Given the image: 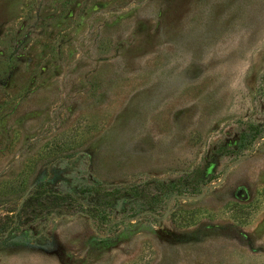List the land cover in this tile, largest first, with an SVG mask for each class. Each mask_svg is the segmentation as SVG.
<instances>
[{
  "label": "rangeland",
  "instance_id": "obj_1",
  "mask_svg": "<svg viewBox=\"0 0 264 264\" xmlns=\"http://www.w3.org/2000/svg\"><path fill=\"white\" fill-rule=\"evenodd\" d=\"M0 264H264V0H0Z\"/></svg>",
  "mask_w": 264,
  "mask_h": 264
}]
</instances>
